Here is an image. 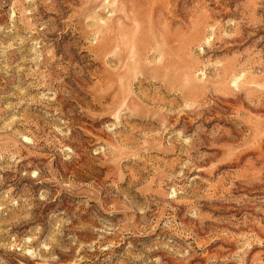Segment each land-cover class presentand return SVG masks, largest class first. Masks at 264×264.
Segmentation results:
<instances>
[{
  "label": "rangeland",
  "instance_id": "374dc122",
  "mask_svg": "<svg viewBox=\"0 0 264 264\" xmlns=\"http://www.w3.org/2000/svg\"><path fill=\"white\" fill-rule=\"evenodd\" d=\"M0 264H264V0H0Z\"/></svg>",
  "mask_w": 264,
  "mask_h": 264
}]
</instances>
